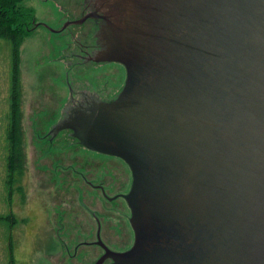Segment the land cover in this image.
I'll use <instances>...</instances> for the list:
<instances>
[{
	"label": "water",
	"instance_id": "1",
	"mask_svg": "<svg viewBox=\"0 0 264 264\" xmlns=\"http://www.w3.org/2000/svg\"><path fill=\"white\" fill-rule=\"evenodd\" d=\"M82 2L93 10L60 30L98 50L67 71L68 87L121 90L49 133L71 130L132 176L133 245L99 238L96 264H264V0Z\"/></svg>",
	"mask_w": 264,
	"mask_h": 264
},
{
	"label": "rangeland",
	"instance_id": "2",
	"mask_svg": "<svg viewBox=\"0 0 264 264\" xmlns=\"http://www.w3.org/2000/svg\"><path fill=\"white\" fill-rule=\"evenodd\" d=\"M21 4L31 8L35 23L18 51L23 170L19 176L14 173V184L8 187L5 127L12 52L10 44L0 39V264H96L106 249L99 243L87 244L97 237L95 216L102 225L100 241L108 250L133 245L124 196L108 201L103 194L104 190L108 196L126 195L131 171L120 158L76 144L68 129L53 138L49 133L69 98L67 71L80 63L75 54L86 53L68 27L60 29L82 17L85 3L22 0ZM97 185L103 190L93 187Z\"/></svg>",
	"mask_w": 264,
	"mask_h": 264
},
{
	"label": "trees",
	"instance_id": "3",
	"mask_svg": "<svg viewBox=\"0 0 264 264\" xmlns=\"http://www.w3.org/2000/svg\"><path fill=\"white\" fill-rule=\"evenodd\" d=\"M22 0H0V39L6 40L12 52L11 87L9 95L8 120L5 127L7 149L6 186L14 184V173L22 174V108L19 80L18 51L23 39L31 32L34 13L21 4ZM34 29V28H33Z\"/></svg>",
	"mask_w": 264,
	"mask_h": 264
},
{
	"label": "flooded vegetation",
	"instance_id": "4",
	"mask_svg": "<svg viewBox=\"0 0 264 264\" xmlns=\"http://www.w3.org/2000/svg\"><path fill=\"white\" fill-rule=\"evenodd\" d=\"M91 10H93V6L91 4H89V3H88V5L85 3L84 4V11H83L84 14H83V16L86 13L91 12ZM88 19H90V18H88ZM92 21H94L95 24H97L96 22H98L100 24V20H96V19L93 18ZM95 32L96 31H93L92 32V35L94 34V36L96 37V33L97 32L96 33ZM95 37H94V39H95ZM95 40L97 41V39H95ZM97 50H98V48L96 46H94L90 51L86 52L84 55H75V56L80 59V63L81 62L83 63V62H85V58L86 57H90L92 55V53L96 52ZM100 62H105V61H100ZM120 90H118V92H116L115 95H112V96L111 95H108V97H101L98 94V92H96V91L94 92V91H91V90H88V89H79V90H76V92H74L73 88L70 87L69 88V92H68V97L69 98H68L67 104L64 106L63 110L60 113V117H64V116H67L68 117L69 116V111L72 109V107L89 105L93 100H101V101H104V102H110V101H112L116 97V95L120 92ZM75 96L76 97L78 96V98H75ZM71 133H72L71 130H68L67 131V134L72 139H74L75 143L78 144V145H80L81 143L76 138L72 137L70 135ZM110 156H112V155H110ZM113 157L119 159V157H117V156H113ZM123 194L124 193L116 192L112 196H108L106 194H104L105 196L104 195L103 196L106 199H108V201H113V200H117L119 198H122V195ZM95 220H96V228H97L96 229V233H97V237L99 238V236L101 234V230H102V225L100 224L99 219L95 218ZM107 233L109 234L108 231H107ZM97 237L91 243H87V244H97L96 242H100L99 240H97ZM127 249L123 248L121 251H118V252H124ZM108 255H110V254L108 253ZM104 259H105V261L103 263H101V264H112L113 263V259H111L110 257H107V258H104Z\"/></svg>",
	"mask_w": 264,
	"mask_h": 264
}]
</instances>
